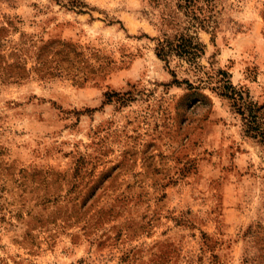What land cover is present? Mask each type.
Masks as SVG:
<instances>
[{"label": "rangeland", "instance_id": "rangeland-1", "mask_svg": "<svg viewBox=\"0 0 264 264\" xmlns=\"http://www.w3.org/2000/svg\"><path fill=\"white\" fill-rule=\"evenodd\" d=\"M201 5L195 68L161 1L0 0V264H264V0Z\"/></svg>", "mask_w": 264, "mask_h": 264}, {"label": "trees", "instance_id": "trees-1", "mask_svg": "<svg viewBox=\"0 0 264 264\" xmlns=\"http://www.w3.org/2000/svg\"><path fill=\"white\" fill-rule=\"evenodd\" d=\"M160 1L164 4L166 12L160 17L161 34L155 37L157 57L169 63L170 57L176 56L186 60L195 68L202 67L199 59L205 54L206 43L201 39L199 30H209L212 19L211 15L207 13V8H204L201 3L208 0H175L173 4L169 0H158V3ZM78 3L79 5L82 4L80 1ZM71 5L77 6V3L72 2ZM211 32L213 33L212 38H214V31ZM13 65L11 63L8 66L16 68L21 66L20 64ZM217 73L221 75L229 74L228 71L223 69H219ZM173 75L175 76L174 83H186L190 89H200V86L193 85L189 79L181 81L176 73L173 72ZM20 76L18 75V77ZM213 77L208 75L207 79H213ZM200 81L205 83L203 78ZM216 88L221 96L234 102L239 113L246 114L254 120L258 117L257 112L260 107L248 95L245 97L243 92L236 90L230 79L222 82V85ZM214 89L215 87L212 88V90ZM257 134L261 135L262 133L257 132Z\"/></svg>", "mask_w": 264, "mask_h": 264}]
</instances>
